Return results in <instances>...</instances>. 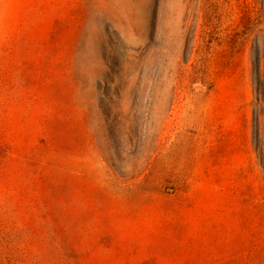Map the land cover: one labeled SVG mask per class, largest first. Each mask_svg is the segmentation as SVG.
<instances>
[{"label": "rangeland", "instance_id": "rangeland-1", "mask_svg": "<svg viewBox=\"0 0 264 264\" xmlns=\"http://www.w3.org/2000/svg\"><path fill=\"white\" fill-rule=\"evenodd\" d=\"M0 264H264V0H0Z\"/></svg>", "mask_w": 264, "mask_h": 264}]
</instances>
